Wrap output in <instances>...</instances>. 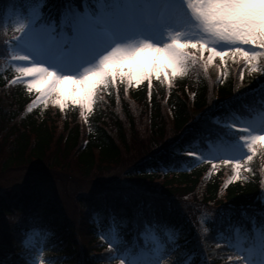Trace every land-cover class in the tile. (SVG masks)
Instances as JSON below:
<instances>
[{
    "label": "trees",
    "instance_id": "16d2710c",
    "mask_svg": "<svg viewBox=\"0 0 264 264\" xmlns=\"http://www.w3.org/2000/svg\"><path fill=\"white\" fill-rule=\"evenodd\" d=\"M8 2L0 0V14ZM55 3H49L53 8L50 11L61 6ZM2 47L0 43V50ZM9 77L8 73H0L1 174L31 162L48 172L47 155L53 152V167L68 169L72 162L88 178L93 171L99 174L110 171L128 153L132 128L140 113L149 126L150 136L160 141L167 127L171 126L169 133L174 136L211 103L217 106L222 101L235 100V104L244 100L249 109L255 110L264 101V60L259 58L251 64H245L238 57L217 60L211 65L203 58L186 63L183 71L171 78L169 87L164 79L152 82L150 102L146 98V81L130 88L129 96L124 95L122 84L117 83L118 98L114 86L107 81L93 97L87 123L80 119L76 106L64 114L57 108L26 111L32 96L23 84L5 90V80ZM237 111L233 112L239 114ZM206 126L212 124L195 128L193 132L205 133ZM187 133L176 142L174 149H186ZM172 149L170 155H174ZM262 151L257 149L252 161L243 162L244 169L238 179H233L231 165L221 161L213 169L208 163L198 166L188 163L181 167L180 159L168 156V151L155 158L147 156L129 166L124 175L126 182L141 185L137 191L140 199L149 200L133 208L125 200L97 204L78 196L70 209L66 206L63 209L62 204L59 207L49 197L40 196L39 187L32 190L21 187L12 193L0 188V218L8 221L0 222V264H120L121 259L130 264L129 260L142 250L149 256H141L146 264H155L161 256L164 258L160 264H236L241 256L249 253L250 243L258 237L264 247V201L260 205V199L264 200L263 163L258 164ZM99 176L91 180L99 182L96 180ZM157 197L163 199L154 200ZM175 197H189L205 205L214 203L216 207L231 205L237 210L241 206L254 207L261 213L255 214L260 218L255 223L256 232L236 213L225 219L219 216L203 233L207 257L201 258L196 243L200 223L193 216L172 210L164 202ZM13 214L17 215V222L12 221ZM231 224L239 225L240 238H248V251L232 247L235 233L228 228ZM153 238L159 244L158 256L151 253Z\"/></svg>",
    "mask_w": 264,
    "mask_h": 264
},
{
    "label": "snow or ice",
    "instance_id": "6c2138e0",
    "mask_svg": "<svg viewBox=\"0 0 264 264\" xmlns=\"http://www.w3.org/2000/svg\"><path fill=\"white\" fill-rule=\"evenodd\" d=\"M17 23L23 53L19 60L30 66L20 67L21 76L14 80H27L29 91H57L61 107L67 99L90 107L96 86L111 84L118 75L126 76L129 84L147 80L151 90L153 75L166 79L205 54L207 61L215 57H240L249 64L264 60V0H97L94 12L68 17L55 27L19 19ZM45 63L69 71L84 64L89 67L77 79L58 76ZM35 76L39 79L31 78ZM69 81L71 87L66 88ZM237 135L238 141L231 145L232 159L221 162L234 164L238 179L242 163L252 161L257 144L264 145V121L259 131L249 125ZM240 142L247 152L241 151ZM120 264H125L123 259ZM236 264L257 262L245 253ZM259 264H264V258Z\"/></svg>",
    "mask_w": 264,
    "mask_h": 264
},
{
    "label": "rangeland",
    "instance_id": "374dc122",
    "mask_svg": "<svg viewBox=\"0 0 264 264\" xmlns=\"http://www.w3.org/2000/svg\"><path fill=\"white\" fill-rule=\"evenodd\" d=\"M33 5V4H32ZM40 8L41 4L33 5L31 8V3L26 2L21 7H18L19 10H16L8 15L7 19V28L3 30L4 37H10L13 34L15 35L14 41L11 43V61H9L8 65L10 66L11 70L13 71L14 75L16 77L21 76V73L19 72V68L22 66H30V65H24L20 60L19 57L23 54L19 51V41L18 36L19 32H17V28L19 27L17 20L19 19L21 23H28L30 21L36 22V20L40 17ZM25 9V10H24ZM91 11L88 10L86 13H81L78 10H76L74 7H72L69 3L65 6V11L62 14V20L67 19L68 17L74 16V15H85L90 13ZM43 28L50 27V25H42L39 24ZM187 31V29H185ZM204 60L211 65L213 61H219V57H215L212 61H207V55L204 58ZM45 67H49L50 71H55L56 74L59 75H75L77 79H79V76L83 74L84 68L89 67L88 64L82 65L80 68L75 69L74 71L66 70L60 66L50 67L48 63H45ZM183 71V68L181 71L177 72L175 75L169 74L172 77H175L179 75ZM34 79H39V76L31 77ZM157 78L155 75H153L152 79ZM20 81V80H19ZM25 82V88L28 92L36 93L38 94V97L42 96V99H33L32 102H35L36 105H40L43 109H49V108H57L58 110H66L68 108H71L72 106H76L79 108H83L85 117L90 113L93 105V97L95 93L100 88V85H97L94 89L91 106L86 107L84 104L80 103H74L71 99L65 100V103L63 107H61L60 104H58L56 101L59 98V93L55 90H47L46 93H41L36 91L35 88H33L31 91H29L27 86V80H22ZM120 81V83H124L126 87H129L130 85L132 88H135L142 84L144 81L147 80H141L139 83H136L133 81L131 84L128 83V78L126 76L120 77L117 76V79L112 82L113 85H116ZM107 82V81H105ZM104 82V83H105ZM66 88L71 87V82H66L65 84ZM117 97V95H116ZM217 103H211L208 105L207 109L202 111L200 114H195L193 119L190 121L189 125L192 126H201L203 122V118L207 116V114L210 111H213L215 105ZM82 107H81V106ZM257 118L253 119L250 123L251 126L255 127V125L258 127L257 130L259 131L261 122L257 123ZM195 122V123H194ZM202 122V123H201ZM170 127H167L165 131V137H168L160 141H157L156 138H153L150 136L149 133V126L147 125L145 118L143 116V113H140L136 116V121L134 124V127L132 128L133 133L132 139L130 140L129 150L128 153L124 154V157L120 160L119 164L113 169H111L108 172H102L99 174L97 171H93L90 176L84 177L82 173H80L75 165L71 162L70 166H68V169H58V167H53L52 161V153H49L47 157L49 158V162L46 163V166L49 169L48 172L41 171L40 166H35L34 162H31L30 164L23 166L21 168H13L10 169L7 173H0V188L8 190L10 193L14 192L15 190H20L21 187L27 188V189H35L39 187V194L40 196L49 197V199H52L54 203H57V206L62 204V207L64 209V206H66L68 209H70L73 199H76L78 196L83 197L86 200H89L92 203L97 204H103L106 203H112L114 201H127L131 208L133 207H139V205H145L147 204V201H143V199H140V194H137V191H140L141 185L136 184L133 181H125L124 175L126 174V169L134 165L135 163L145 159L147 156L153 154L154 152L160 150L162 147L165 148L166 146L171 145V143L175 139H179L177 136H173L170 132ZM249 127H246L244 123L240 124L239 130L244 131L245 129H248ZM134 129V130H133ZM186 132H189V126L185 127ZM182 132H184L182 130ZM0 144H2V141L0 139ZM262 149L263 157H260L258 159L259 162L264 160V145L257 144L256 150ZM3 151V149H2ZM241 151L247 152L248 150L246 148H243L241 143ZM1 155H3V152H1ZM233 152L232 150L224 151V155H222L223 158H226L228 160L232 159ZM262 158V159H261ZM104 167H101V169ZM214 168V167H213ZM212 168V169H213ZM46 169V168H45ZM236 174V173H235ZM235 174H232L236 177ZM99 176L98 179H96L99 182L92 181L91 178ZM234 177V179H235ZM90 178V179H89ZM128 182H131V184L128 185ZM5 191V190H3ZM47 193V194H45ZM142 192V191H141ZM4 193V192H3ZM44 193V194H41ZM146 193V192H145ZM2 195V194H1ZM8 195H17V194H8ZM162 198L157 197L154 198V200ZM136 202H135V201ZM164 202L168 205L169 208H171L174 211L182 212L186 215L193 216L195 220H198L200 225L198 224V230H197V238L201 240L202 237H204V234L206 231H208V227L210 224L214 221H217L219 216L222 215V213L227 210V208L223 207H216L214 203H209L207 205L202 204L199 200H192V198L184 197V198H176L172 201L164 200ZM156 203V202H154ZM153 203V204H154ZM139 204V205H137ZM60 207V206H59ZM6 221L4 218H0V222ZM13 222H17L18 218L16 214H13L12 218ZM8 222V221H6ZM196 238V239H197ZM158 245H155V248L153 251L158 254L157 252Z\"/></svg>",
    "mask_w": 264,
    "mask_h": 264
}]
</instances>
